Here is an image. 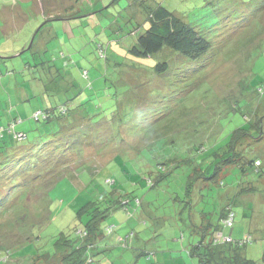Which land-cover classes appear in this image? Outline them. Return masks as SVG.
<instances>
[{"label": "rangeland", "instance_id": "374dc122", "mask_svg": "<svg viewBox=\"0 0 264 264\" xmlns=\"http://www.w3.org/2000/svg\"><path fill=\"white\" fill-rule=\"evenodd\" d=\"M40 1L0 0V127L14 120L30 141L0 155L2 264H58L19 255L50 251L76 221L70 220L74 199L97 188L117 197L132 191L141 201L103 220L104 227L115 225L109 233L104 228L106 243L122 238L100 252L116 264H196L188 250L201 233L193 226L208 220L220 226L228 198L236 216L223 233L236 238L264 230V92H257L264 89V0ZM157 5L196 26L208 51L196 60L167 48L150 58L128 55L147 27V10ZM164 60L167 69L156 72L152 65ZM60 104L75 109L53 134L56 126L36 121L34 110L57 114ZM239 128L246 135L236 142L235 165L221 164L218 181L195 179L192 204L184 195L186 162L171 168L168 161L170 174L152 187L134 174L143 158L159 161L163 151L185 158L178 147L217 144ZM240 163L247 167L241 176ZM261 246L253 240L245 251L258 255Z\"/></svg>", "mask_w": 264, "mask_h": 264}, {"label": "trees", "instance_id": "16d2710c", "mask_svg": "<svg viewBox=\"0 0 264 264\" xmlns=\"http://www.w3.org/2000/svg\"><path fill=\"white\" fill-rule=\"evenodd\" d=\"M147 11V18L143 22L144 25H147V27L141 34L136 37L133 44L128 49H126V53L128 55L132 54L143 58H150L157 53H161L164 48H167L175 54H179L191 60H196L208 51L210 42L196 28V26L184 22L181 18L174 15L170 10L162 5H157L153 8H150V10L148 9ZM61 19L63 18H60V20ZM31 46L32 45L30 44L27 49H31ZM25 50L26 46L22 47L21 51ZM37 53H34V55H38ZM97 53L100 58H106V49L103 45L97 44ZM0 58L4 59L5 56H1ZM125 66L139 68V66H133V64ZM50 67L52 66H49V68ZM167 67L168 66L165 63V60L158 61L152 65V68L158 73L164 72ZM42 69L45 70V67H43ZM81 72L85 77L88 75L87 69H82ZM50 83L52 84L51 80L48 82L49 90H51ZM257 92L258 94L263 95L264 89L260 87L259 89H257ZM69 108L70 107L66 104H60L56 108L58 109L57 114H52V111L48 109H35L34 111L36 112H34L35 116L33 117L36 121L42 120L44 123L52 122L56 126H54L55 130L53 132V134H55L58 133L62 126L60 124L61 120L65 116H68L67 110ZM71 109L75 108L73 107L69 110ZM261 119V116H259V119L257 117V120H259V122L261 121ZM249 123V127H253V124L250 121ZM256 123H258V121H256ZM14 124L15 121L13 120L10 121V123L3 125L2 128L0 127V155L8 151L10 147L26 145L30 143V141H28L27 139V132L16 130ZM43 129L46 132H49V130H51V127L45 126V128ZM18 135L20 137H18ZM244 135H246L245 130L239 128L235 130L230 136H227L220 142L218 141L217 144L214 142L210 144L211 147L207 144L200 145L199 147L194 145V147L192 148L186 147L185 149L178 147L179 152H184L185 158H182L180 155H168L169 153H165L164 151L156 153L160 155L159 161H155V158H143L140 164L141 169H138L134 174H137V178L139 180L138 182H143L146 187H152L170 174L171 171L166 169L168 161L171 162V168H175L180 163L186 162L190 166L187 165L188 169L184 172V175L188 177L184 195L187 196L188 202L192 204V192L195 191H193L195 186L193 184L194 180H202V182H204L205 180L218 181L219 173L221 171V164H234L232 156L234 157L236 153V142L239 138H241V136ZM5 137L7 139H5ZM161 140L162 139H160L159 141ZM154 144L162 145L161 142H156ZM154 144L148 145L146 147H152L154 146ZM210 148L213 149L210 150ZM140 150L141 148L134 154L136 155V158L141 157L140 154H138ZM162 155L168 157H163V160H161ZM214 163L215 165L213 166L212 172L207 174L203 173V171L206 170L208 166ZM243 163L246 164L245 162ZM243 163L239 164L240 170L236 169V171L239 172L240 176L247 173V167L244 166ZM256 163L259 164L260 160L257 159ZM193 165L194 167H191ZM247 165L258 167L254 164V162L252 163L251 161H248ZM262 171L264 172V169H262ZM153 174L155 175V178L153 177ZM106 180L109 182V179ZM133 182L135 183V181ZM222 183L223 182L220 181V184ZM201 188L202 186L200 187V190ZM23 195L24 193L20 195V199ZM198 195L200 196V194ZM74 200H76V202L78 200V203L75 210H73L72 217L70 218V220H76L70 227L71 230L68 233L60 232L59 235L56 236L52 241L53 247L50 251H41L40 253L33 252L31 254L27 253L24 255L21 254L19 255V258L23 256H27L29 258L33 257V260H36L40 257H43L47 260L53 258L56 259L58 264H92V262L97 263L99 262V260H96V255L100 254V252L97 250L98 244L99 242L105 240L104 238L105 236H107L104 233V228L108 233L113 231L112 229L115 228V225L112 224L110 225L111 227H104L102 225V223H104L103 220L117 208H124L128 210V204H130V202L134 206H138L141 204L138 196L132 194V191L120 193V196L117 197L113 194V191H104L99 188L96 189V192L93 190V194L91 196H86V198L83 197V199L75 198ZM229 213L233 214V223L231 226H227L224 224L225 219L227 218ZM201 215L203 214L201 213ZM235 216L236 213L233 209V201L228 198L224 200V204L222 206L220 226L212 225L209 220L206 222L201 221L202 223L199 226L192 225L195 232L201 233L200 240H197L196 243L193 244L192 247L188 250L189 256L195 259L196 264H261L264 262V230H261L255 234L252 231L248 230L247 233L251 235V238L243 245H237V243H235L234 241H214V234L216 232H221L224 236L229 235L223 233L221 227H232L235 222ZM118 235L119 234L111 237H115V244L121 243L122 238L119 239ZM241 236L236 238L231 236V238L235 240L240 238ZM253 240L261 241V254L260 251L258 255L254 252L247 253V251H245V247L252 243ZM29 242L30 241H26L24 245H27ZM110 244L108 245L110 246ZM6 261L7 259H4L0 261V264ZM102 264L111 263L104 260Z\"/></svg>", "mask_w": 264, "mask_h": 264}, {"label": "built area", "instance_id": "2783aa9c", "mask_svg": "<svg viewBox=\"0 0 264 264\" xmlns=\"http://www.w3.org/2000/svg\"><path fill=\"white\" fill-rule=\"evenodd\" d=\"M18 137H20V136L18 135ZM232 223H233V214L229 213L227 218L225 219L224 224L227 226H231ZM214 235H215L214 236L215 242H218V241H221V242H223V241L224 242L234 241L235 243H237V245H243L244 243L249 241V239L251 238V235L249 233H244L240 238L235 239V240H233L230 235L224 236L221 232H216Z\"/></svg>", "mask_w": 264, "mask_h": 264}, {"label": "crops", "instance_id": "0c3cea01", "mask_svg": "<svg viewBox=\"0 0 264 264\" xmlns=\"http://www.w3.org/2000/svg\"><path fill=\"white\" fill-rule=\"evenodd\" d=\"M39 1H40V0H39ZM45 1H47V0H45ZM40 3H41V1H40ZM1 15H2V13H1ZM105 243H106V242H105L104 240L101 241V242H99V244H98V248H97V250H98L99 252L109 250V248H110V246L108 245L109 242L106 243L108 246L105 245ZM110 243L115 244V237L110 239ZM136 245L139 246V245H138V242L136 243ZM136 245H135V246H136ZM125 251H126V250H124V251L122 252L121 256H125V257L128 256L129 253H126ZM117 257H118V256H117ZM106 258H107L106 254H105L104 252H102V253L97 257V259H99V262H97L96 264H102L104 260L107 261V262H110L111 264H116V263H117L116 260H115V261H108ZM97 259H96V260H97Z\"/></svg>", "mask_w": 264, "mask_h": 264}, {"label": "water", "instance_id": "95a60500", "mask_svg": "<svg viewBox=\"0 0 264 264\" xmlns=\"http://www.w3.org/2000/svg\"><path fill=\"white\" fill-rule=\"evenodd\" d=\"M58 19H60V18H58ZM29 46H30V45H29ZM29 46H28V47H29Z\"/></svg>", "mask_w": 264, "mask_h": 264}]
</instances>
